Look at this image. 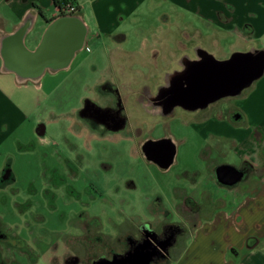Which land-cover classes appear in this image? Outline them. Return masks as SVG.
Listing matches in <instances>:
<instances>
[{
	"label": "crops",
	"instance_id": "0c3cea01",
	"mask_svg": "<svg viewBox=\"0 0 264 264\" xmlns=\"http://www.w3.org/2000/svg\"><path fill=\"white\" fill-rule=\"evenodd\" d=\"M157 1L160 0H75L79 10L72 15L78 16L85 28L81 46L74 51L66 66L54 70L44 68L32 77V82L39 90H42V80L48 71L55 73L62 68L67 72L72 70L77 54L84 50L89 51L88 41L94 42L96 46L104 44L105 38L113 39L114 42L121 44L128 42V32H126L127 29H122V23L131 18L143 16L144 5ZM162 1L170 2L175 6L174 15L162 14H165L166 18H176L182 21V26L174 39L176 47L181 50L175 56L172 53L170 62L165 65V70L157 76L158 79L154 83L162 81L165 74L166 76L171 74L170 70L172 72L180 64H185V35L200 34L212 38L209 48L204 51L217 62L228 61L235 54L246 53H258L263 58L262 72L244 87L240 94L230 98L231 100L236 98L234 102L230 100L227 104L217 105L209 119L191 124L190 128H193L202 140V147L207 145L210 148L209 157H204L201 147L200 152H202L199 153V158L213 164V176L211 178L209 176V181H207L202 178V173L198 172L199 169L184 170L178 178L186 180L188 190L170 182L167 184L166 192L173 197L175 212H178V205H181L183 210L186 209L182 205L185 198H191L199 203L201 208L203 199L207 196L208 201L204 204H209L212 208L211 213L194 227L188 237L190 238L188 243L169 264H264V0ZM60 14L61 11L52 0H0V158L6 157L4 164L1 163L0 166V190L10 189L15 192L12 186L16 178L10 169L13 160H11V148L15 147L16 151L24 154L26 148L23 147L21 138L27 123L30 122L29 116L32 112H27L12 98L13 87L26 85L27 82H21V78L16 73L6 68L3 50L6 48L14 52L16 48H22L29 53L35 52L41 45L52 20ZM190 19L200 20V25L191 24ZM203 22H208L210 27L203 28L201 26ZM144 28L141 27L142 30ZM142 33L149 35L146 43L149 42L150 49H159V51L156 50L157 53L165 48L168 49L166 46L169 44L168 37L163 29L155 27L149 29L147 33L145 31ZM159 33L160 35L165 34L166 38L161 36L157 39L156 36ZM151 40L156 42L152 43ZM216 41L219 44L217 49L220 51L212 46ZM143 42L142 40L141 43ZM128 44L131 45V41ZM130 53L123 60L111 58L109 64L114 67L113 71L101 70L98 77L101 76L96 78L95 82L98 84L108 79L128 85V90L125 91L126 113L130 115L129 121L133 124L139 108L134 105L129 107L130 101L136 97L135 92L141 89L138 84H143L149 78L155 77L152 72L149 73L151 66L156 69L159 64L156 59L147 60L142 56L132 54L136 52ZM193 60L195 57L189 58L187 62ZM131 83H135V86L131 87ZM154 83L149 84L154 85ZM55 88L56 86H53L52 89ZM95 96L99 97L96 94ZM237 112L238 116L235 118L234 113ZM39 124L44 125V135L45 124L42 122ZM73 126L75 134L85 138L86 136L98 138L97 132L101 129L98 124H94L90 131L88 125L79 116ZM37 127L36 134L39 136ZM119 135L121 139L130 140L129 136ZM168 138L174 148L168 163L160 164L151 159L158 165L160 174L163 175L170 172L175 161V151H177L174 139ZM39 142L48 143L42 138H39ZM234 151L238 152L239 157H236L235 162H230L228 156ZM45 155H43L44 160ZM55 157L62 162L63 170L59 173L62 177H66L68 172L72 171L67 164L69 156L62 158L55 151L51 158L55 159ZM82 158L84 164L79 170L89 177L87 164L83 156ZM44 160L41 164H45ZM228 165L241 169L242 176L234 184L245 180L244 186H228L217 180L216 169ZM7 168L8 174L5 178L3 176ZM53 170L54 175L53 173L51 175L55 176L58 172L55 166ZM154 180L157 182V178ZM202 183H207L209 189L204 186L200 187ZM218 183L230 188L214 191L212 187H218ZM254 183L255 185H252ZM161 194L164 195V191ZM218 201L221 203L216 206ZM160 216L161 219L165 218ZM165 220L162 221L165 224H178L177 221L170 223ZM10 226L13 227L14 224L11 223ZM12 258L15 256L13 255Z\"/></svg>",
	"mask_w": 264,
	"mask_h": 264
},
{
	"label": "rangeland",
	"instance_id": "374dc122",
	"mask_svg": "<svg viewBox=\"0 0 264 264\" xmlns=\"http://www.w3.org/2000/svg\"><path fill=\"white\" fill-rule=\"evenodd\" d=\"M174 9V4L167 1L160 0L146 3L142 8L143 16L131 18L121 25L122 29H127L128 42L121 44L120 42H114L113 39L105 38L103 41L105 46H103L104 44L96 46L94 42L88 41L89 51L84 50L77 54L72 70L67 72L62 68L55 73L50 71L46 73L42 80V90H39L35 83L30 80L27 81L26 85L15 86L11 90L13 93L12 98L22 105L27 112H32L29 116L30 122L27 123L26 130L21 138V143L26 148L24 154L16 151L15 147L11 148V160H13L10 169L16 178V182L12 186L15 188V192L10 189L0 190L1 232L10 236L13 235L10 231V228H12L10 224L16 225L17 220L23 218H28L31 222V218L32 220L39 219L42 215L44 220L35 221L36 223L44 222L48 224L50 219L51 224L54 225L64 224L62 220H68L71 215L73 216V213V219L76 218L77 211L72 212L69 208H64L65 203L70 202V196L63 191L65 188L63 186L59 187V185L58 188L56 187L59 183V177L53 176L54 166L57 169L56 171L60 173L63 169L61 161L56 157L55 159L51 158L55 151L62 158L64 156L82 155L85 164H87L89 177L91 180L96 181L97 188L102 194V198H99L98 195L92 194L88 189L89 204H86L88 209L85 213L79 214V218L72 220L71 226L57 227V243L51 244V248L48 247L50 246L48 243L35 242L32 236L29 238L24 234L19 235V238L25 240L20 239L18 242L21 245L19 248L25 255L29 254L30 251L34 252L36 247H41V250H46L48 254V258H40L41 256L37 255V259L39 258L42 264H65L63 255L69 254L68 249H71L73 253L83 252L79 258L84 264V262L90 261L92 256L114 243L122 241L123 234L131 231L130 225L142 223L154 228L161 225L162 221L166 219L165 222L169 221L170 223L177 221L182 228L181 234L175 237L177 242L171 248L170 258L162 263L169 264L188 243L190 239L188 237L194 227L211 213L212 206L204 204L205 201H208L207 196L204 197L203 205L199 210L192 207H185L186 209L183 210L181 205H178V212H175L173 197L166 192L168 190L167 184L170 182L177 186H183L188 190L186 180L178 178L184 170L199 169L198 172H201L202 178L207 181H209V176L210 178L213 176V164L208 160L202 161L199 158V153L203 150L209 151L210 148L207 145L202 147L201 138L198 137L193 128H190L193 124L183 125V122L172 119L168 124H165L168 128L164 131L158 128L150 129L151 127L148 124L142 125L141 134L143 136L158 137L163 134L174 139V144L177 146L174 156L175 161L170 168V172L165 175L160 174L158 165L155 162L142 156L140 149L137 148L134 142L121 139L118 134L112 136L108 134L98 136V138L86 136L85 138L78 136L73 130V123L77 120L75 113L82 104V98H93L95 96V90H97L94 87L96 84L95 79L101 76L98 77L100 71H113L114 67L109 64L111 58L123 60L131 54L130 52H136L132 54L142 56L147 60L156 59L159 66L152 72L155 77L149 78L147 82L138 84V86L147 88L152 86L149 83L156 82L157 76L163 73L166 68L165 65L170 62L172 53L175 56L181 50L176 47V40L174 39H176V33L182 26V21L176 18H166L165 14H162L167 13L172 16L175 13ZM189 21L192 22L191 24L200 25V20L190 19ZM201 26L207 29L210 24L203 22ZM141 27L146 28L142 30ZM155 27L166 32L169 43L166 45L168 49L165 48L159 53L156 51H159V49H150L149 42L146 43V38L148 39L149 35L146 36L142 33V31L147 33L149 29ZM166 35H160L159 33L156 37L160 39L163 36L165 39ZM211 39L208 35H185L184 59L187 61L189 58L201 57V53H206L204 49L209 48ZM142 40L143 43H141ZM129 41H131V45L128 44ZM151 42L155 43L156 41L151 40ZM119 44L121 46H118ZM212 46L217 49L219 44L216 41L213 42ZM141 70L145 71L144 68H141ZM169 72L171 73V70ZM53 86H56V88L52 89ZM235 99L233 98L231 102H234ZM130 103L129 107L134 105L144 113L139 102L134 104L135 101L132 99ZM147 118L149 120L152 118V122L155 121L153 117L148 116ZM40 122L45 124L46 131L44 135L38 136L36 127ZM75 131L77 132V128ZM39 138L46 139L48 143H40ZM201 147L202 151L200 152ZM204 151L202 154H204ZM44 154H46L45 160L43 159L45 158ZM236 157H239L236 151L228 156L230 162H235ZM5 160L6 157L0 158V166L4 164ZM43 160L46 161L45 164H41ZM80 162V160H77L75 163V160H73L72 163L74 167L73 180L79 186L82 182H86V180L78 178L79 174L76 172L84 164ZM42 166L45 167V170ZM154 178H157V182ZM66 180V177L63 176L60 183L64 184ZM244 182L245 180H242L232 186H244ZM252 185H255V183ZM202 186L209 189L207 183H202L200 187ZM213 188L214 191H218L221 188L228 190L230 187L218 183V187ZM163 191L164 195L161 194ZM84 194L83 191L82 195ZM48 203H51V207L48 206ZM220 203L221 201H218L216 206H219ZM19 208L23 210L18 213ZM50 208L51 211H49ZM34 210L38 211L37 214H34ZM31 214L33 217L30 216ZM58 215L63 219L59 220ZM160 215L165 218L161 219ZM31 223L33 224V222ZM24 228L20 227L21 230ZM62 239L63 241H61ZM6 245H4L5 250H2L8 258H6L8 262L29 264L26 256L19 250L14 251L16 252L15 258H12L13 251H11V247L9 248ZM50 250H55L56 253H59V251L64 253L63 255H56L55 253V257L52 258L49 257L52 254ZM52 256L54 255L52 254ZM33 262L32 259L31 264Z\"/></svg>",
	"mask_w": 264,
	"mask_h": 264
},
{
	"label": "flooded vegetation",
	"instance_id": "af4514ba",
	"mask_svg": "<svg viewBox=\"0 0 264 264\" xmlns=\"http://www.w3.org/2000/svg\"><path fill=\"white\" fill-rule=\"evenodd\" d=\"M23 50L19 48L15 49L14 54L8 49L3 50V55L5 58V66L7 69L16 73L21 79V82L32 81L33 78L39 71V67L35 62L33 63H25L21 55ZM202 55V56H201ZM201 57H195V60L187 62L184 61L185 64H180L179 67L174 68V70L166 76L163 77L162 81H158L154 83L153 86L146 88L142 86L138 92H135L136 97L134 101L139 102L143 108L144 113L137 109L136 120L135 122L130 123L129 118L130 115L126 113V96L125 91L128 90L126 83H117L110 81L108 79L103 80L101 83L95 84V94L99 97H84L82 98V104L76 110V116H79L83 119V121L88 125L89 130L91 131L94 124H98L101 129L97 132L99 136L108 135L112 136L113 134H121L125 136H129L130 140L135 143L137 148L140 149L142 156L147 160H156L160 164L168 163V160L171 159L173 155L174 148L170 143L168 136H164L163 134L158 137H150L143 136L141 134L142 125L150 126V129H160L163 130L168 128L165 124H168L172 119L179 120L187 125H191L201 120H207L211 117V113L214 108L218 105L227 104L233 96H237L240 94L243 89L236 95H225L221 96L217 99L211 100L209 102L203 103L200 99V95L198 97L197 93H192L190 96V101L185 102L183 98H185L184 91H181V87H183V76L186 73L193 71L192 67L199 64L201 59L205 57L206 53H201ZM44 68H49L54 70L55 68L51 66H44L40 70ZM156 70L153 66H151L149 73ZM181 81V82H180ZM131 87L135 86V83H131ZM130 88V87H129ZM186 97V98H187ZM224 101V103H223ZM184 103L186 105H184ZM193 106V107H192ZM230 110V109H229ZM192 113V115H190ZM148 116L153 117L155 119L152 122V118L149 120ZM238 116V112L234 113V117ZM160 119V120H159ZM182 123V124H183ZM130 127V128H129ZM165 127V128H164ZM129 128V130H127ZM204 151V150H203ZM204 157H209V151H204ZM73 160L75 163L77 160H80L81 164L84 162L81 155L78 156H69L67 161L68 166L71 168V172L69 171L66 176V182L61 184L62 176L59 172H56L59 183L57 184L59 187L63 186L65 188L64 193L70 196V202L65 203L64 208H69L72 212L77 211L76 218H79L78 215L81 213H85L88 209L86 204L88 203V189L94 195H98L99 198H102V194H100V190L97 188L96 181L91 180L85 172H81L78 168L76 171L79 175L78 178L81 180H86V182H82L81 186L77 185L73 180V170L74 167L72 165ZM77 169V168H76ZM237 171H240V168H237ZM8 168L5 170L4 177H7ZM84 191V195H82ZM62 193V194H64ZM51 203H48V206L51 207ZM182 205L185 207H192L195 210H199V203L193 201L191 198H185ZM63 207V206H62ZM55 209V208H53ZM20 210L18 209V213ZM52 209L50 208L49 211ZM38 211L34 210V214H37ZM79 212V213H78ZM30 214V213H29ZM40 215V214H39ZM30 216L33 217L31 214ZM59 220L63 219L58 215ZM73 216L69 217L68 220H62L60 225L51 224V220H48V224L44 222H35L44 220V216L40 215L39 219L31 218V222L28 218L17 220V224L10 228V231L13 235H7L0 230V264H14L13 262H8L7 256H5L4 245L7 244V247H11L12 256L16 254L14 251H21L19 248L18 242L23 238H19V235L24 234V236L31 237L34 241L39 243H48L51 248V244L57 243V227L61 226H71ZM65 221V222H64ZM58 224V223H56ZM20 227H25L24 229H20ZM131 231L126 232L122 236V241L119 243H114L112 246L107 249L102 250L100 253L91 257L90 261L84 262V264H101V262H105L107 260H117L122 264H134L133 258L137 254H146L150 253L149 257L151 258L148 261V264H162L170 258L171 248L176 244L177 239L176 236H179L182 232V228L178 224H165L161 223L158 227L152 228L147 224H132L130 225ZM27 233V234H26ZM84 234V232H82ZM86 234V232H85ZM24 240V239H23ZM25 241V240H24ZM63 241V239L61 240ZM54 247V246H53ZM14 249V250H13ZM5 250V249H4ZM69 254H64V252L59 251L56 253L55 250L49 257L54 258L55 253L62 254L65 259V264H83L80 261V256L82 255V251L72 252L71 249H68ZM37 254H36V253ZM26 253V252H25ZM23 255H25L22 252ZM37 255L41 256L40 258H48V254L46 250H41V247H36L34 252L26 254V259L29 264H31V260L34 262L32 264H42L37 259ZM7 258V259H6ZM18 264H20L18 262Z\"/></svg>",
	"mask_w": 264,
	"mask_h": 264
},
{
	"label": "water",
	"instance_id": "95a60500",
	"mask_svg": "<svg viewBox=\"0 0 264 264\" xmlns=\"http://www.w3.org/2000/svg\"><path fill=\"white\" fill-rule=\"evenodd\" d=\"M84 34L85 28L78 16L60 14L52 20L39 48L33 53L23 50L19 56L25 59V63L35 62L39 71L47 65L55 69L64 67L69 63L74 51L81 46ZM192 69L194 72L190 71L182 78L185 81L180 89L185 92L183 99L192 104L187 96L195 92L205 103L221 96L238 94L262 72L263 58L258 53H246L235 54L228 61L217 62L206 55ZM37 133H44L43 124L38 125ZM241 176L242 172L233 166H220L216 169L217 180L225 185H233ZM149 255L150 253L137 254L133 258L134 264H148L151 259ZM101 264L122 263L107 260Z\"/></svg>",
	"mask_w": 264,
	"mask_h": 264
},
{
	"label": "built area",
	"instance_id": "2783aa9c",
	"mask_svg": "<svg viewBox=\"0 0 264 264\" xmlns=\"http://www.w3.org/2000/svg\"><path fill=\"white\" fill-rule=\"evenodd\" d=\"M76 4L65 3L59 7V10L65 14H72L75 11Z\"/></svg>",
	"mask_w": 264,
	"mask_h": 264
},
{
	"label": "trees",
	"instance_id": "16d2710c",
	"mask_svg": "<svg viewBox=\"0 0 264 264\" xmlns=\"http://www.w3.org/2000/svg\"><path fill=\"white\" fill-rule=\"evenodd\" d=\"M52 1H53L54 5H56L58 8H59L61 5L67 3V2H68V3H71V4H75V0H52ZM78 10H79V7L76 5L75 11H74L72 14L77 13ZM61 14L63 15V14H65V13L61 12ZM72 14H68V15H72Z\"/></svg>",
	"mask_w": 264,
	"mask_h": 264
}]
</instances>
